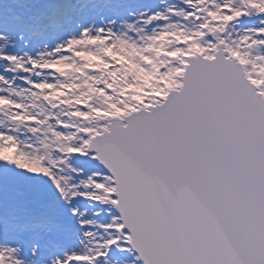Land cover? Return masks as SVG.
<instances>
[{
    "label": "snow or ice",
    "instance_id": "1",
    "mask_svg": "<svg viewBox=\"0 0 264 264\" xmlns=\"http://www.w3.org/2000/svg\"><path fill=\"white\" fill-rule=\"evenodd\" d=\"M0 264H264V0H0Z\"/></svg>",
    "mask_w": 264,
    "mask_h": 264
}]
</instances>
